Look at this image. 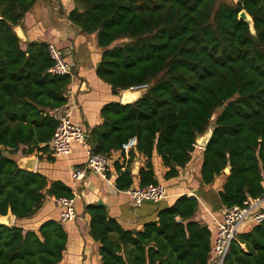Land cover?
Instances as JSON below:
<instances>
[{"label": "trees", "instance_id": "trees-1", "mask_svg": "<svg viewBox=\"0 0 264 264\" xmlns=\"http://www.w3.org/2000/svg\"><path fill=\"white\" fill-rule=\"evenodd\" d=\"M36 0H0V215L32 216L46 196H69L60 181L20 168L11 157L48 149L67 102L71 76L51 74L46 42L22 45L14 31ZM68 20L95 33L102 49L96 76L111 92L146 84L130 103L109 102L89 132L94 153L109 155L130 137L145 157L137 181L129 163L116 165L119 190L157 183L152 158L176 177L196 139L212 125L201 153L200 182L224 175L223 207L264 194V0H73ZM245 10L253 29L238 14ZM120 41V42H118ZM43 145V146H40ZM22 147V148H21ZM164 185H166L164 183ZM198 200L186 194L161 207L141 230L124 229L105 206L87 205L89 234L100 264H211L212 232L194 219ZM62 224L38 231L0 224V264H57L66 244ZM225 264H264V220L240 228Z\"/></svg>", "mask_w": 264, "mask_h": 264}, {"label": "crops", "instance_id": "crops-1", "mask_svg": "<svg viewBox=\"0 0 264 264\" xmlns=\"http://www.w3.org/2000/svg\"><path fill=\"white\" fill-rule=\"evenodd\" d=\"M74 7L73 0H36L14 27V31L23 46L30 41L54 43L64 51L67 59L75 63L74 76L66 89L67 102L52 113H68L73 122L90 132L92 127L101 123L100 110L106 103L122 102L123 90L113 94L110 86L96 76L95 66L102 49L97 45L95 33H84L68 20L67 14ZM203 149L195 146L190 162L179 169L176 177L169 180L163 178L165 168L160 158L154 154L152 160L155 177L166 184L167 196L158 203L144 201L139 207L131 206L125 190H119L115 186L118 176L116 165H126L130 156V153L125 154L121 149L110 152V168L105 177L88 173L80 182H74L70 178L71 170L85 159L84 151L77 142L72 143V150L68 155L54 157L46 149L35 150L30 154L19 151L13 156L19 160L33 158L32 161H27V165L31 166V171L44 174L48 185L60 181L76 191V218L62 224L67 238L62 259L57 264H100L99 243L89 234L90 214L86 211V206L90 204L105 206L108 216L116 219L124 229L141 230L145 222L156 218L161 207L171 205L178 196L186 194L198 200L194 219L206 224L212 235L216 232V223L224 209L217 193L228 172H224L223 176L217 177L210 184H202L200 165ZM131 152L134 157L129 168L136 180L139 168L145 164V157L136 148ZM261 205L264 206V200ZM60 211L61 207L54 202L53 196L47 195L32 216L18 219L13 215V225L21 227L24 232H37L46 220L59 222Z\"/></svg>", "mask_w": 264, "mask_h": 264}, {"label": "built area", "instance_id": "built-area-1", "mask_svg": "<svg viewBox=\"0 0 264 264\" xmlns=\"http://www.w3.org/2000/svg\"><path fill=\"white\" fill-rule=\"evenodd\" d=\"M48 54L52 60L48 71L51 74L74 76L75 63L66 58L64 51L54 43H48ZM147 85H139L132 90L146 89ZM66 94V93H65ZM57 124L53 135L47 143L49 153L54 156L68 155L72 150V143L80 144L84 151L85 159L70 172V178L74 182L82 181L88 173H94L105 177L110 168L109 155L94 153L89 143V131L79 123L73 122L68 113L54 114ZM195 146H197L195 144ZM136 148V137H130L121 146L125 154H129ZM129 196L131 206L139 207L144 201L158 203L167 196V187L164 183L157 181L139 187H129L125 190ZM56 204L61 207L59 222L65 224L76 218V191L71 189L69 196L53 197ZM264 194L253 200L243 201L242 205L224 207L221 218L216 223V232L212 236L209 254L211 264H225V257L229 251L230 243L236 240L240 228L250 227L264 220V206L261 202Z\"/></svg>", "mask_w": 264, "mask_h": 264}, {"label": "water", "instance_id": "water-1", "mask_svg": "<svg viewBox=\"0 0 264 264\" xmlns=\"http://www.w3.org/2000/svg\"><path fill=\"white\" fill-rule=\"evenodd\" d=\"M238 16H239V18L244 19L249 24L251 31H254L252 18L250 17V15L247 14V12L245 10H241L239 12ZM127 90H132V89H127ZM145 90L146 89H138V90H134V91H139L140 92L139 96H141V94ZM136 99H134L133 101H135ZM130 102H132V101H127V102L122 101L121 103H130ZM211 133H212V126H210L204 134H202V135L197 137L196 145L199 146V147L205 148V146L207 145V142H208V140H209V138L211 136ZM11 157L16 161V163L18 164V166L20 168H23V169H26V170H32L31 166L27 165V161H29V160L32 161L33 158H28L27 157V158H23L22 160H19L15 156H11ZM224 172H226V173L228 172L229 173V168L226 167L224 169ZM0 224H4L6 226L13 225V214L11 213V211H8L7 214H5V215H0Z\"/></svg>", "mask_w": 264, "mask_h": 264}, {"label": "bare ground", "instance_id": "bare-ground-1", "mask_svg": "<svg viewBox=\"0 0 264 264\" xmlns=\"http://www.w3.org/2000/svg\"><path fill=\"white\" fill-rule=\"evenodd\" d=\"M140 95V92L133 91V90H123L121 101L127 102V101H133Z\"/></svg>", "mask_w": 264, "mask_h": 264}, {"label": "rangeland", "instance_id": "rangeland-1", "mask_svg": "<svg viewBox=\"0 0 264 264\" xmlns=\"http://www.w3.org/2000/svg\"><path fill=\"white\" fill-rule=\"evenodd\" d=\"M118 42H120V41H118ZM133 91H134V90H133ZM138 93H139V91H138ZM218 113H219V110H216L215 113H214V115H213V118L211 119L210 126L213 125V120H214L215 116H216ZM197 147H199V146H197ZM12 156H13V155H12Z\"/></svg>", "mask_w": 264, "mask_h": 264}]
</instances>
